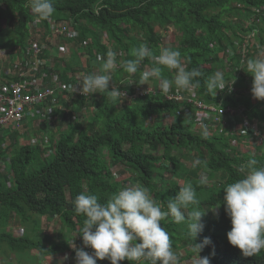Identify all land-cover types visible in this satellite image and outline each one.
Listing matches in <instances>:
<instances>
[{"label": "trees", "instance_id": "1", "mask_svg": "<svg viewBox=\"0 0 264 264\" xmlns=\"http://www.w3.org/2000/svg\"><path fill=\"white\" fill-rule=\"evenodd\" d=\"M26 4L27 0H0V20L4 22L0 24L1 49L17 47L29 56L31 37L37 36L39 26L48 27L50 20L69 23L68 43L78 39L79 43L86 41L88 45L85 50L74 46L65 58L59 57V49L44 51L41 58L47 64L41 73L28 80L34 88L65 86L66 79L74 93L83 82L75 80L77 75L84 77L98 71L97 57L106 58L109 50L117 53L119 65L121 61L134 59L131 50L142 43L155 55L168 47L181 53V63L187 70L198 69L202 74L193 80L194 84L199 81L195 88L185 90L173 85L171 92L207 104L241 108L243 115L250 122H257L264 131V100H256L248 93L253 77L246 68L241 69L243 55L237 51L245 42L240 35L243 31L251 36L253 44L247 50L249 59L264 51V23L259 33H252L256 28L243 22L253 8H264V0H54L53 16L39 22ZM33 24L37 26L32 27ZM8 25L12 26L9 32ZM172 31L177 34L176 41L165 46L162 32ZM227 47L235 50L232 57ZM154 66V59L145 58L136 74L130 75L120 67L112 73L109 90L113 83L129 99L119 96L112 100L101 93L100 101L94 94L88 98L78 96L75 101L60 98L61 106L77 114L61 111L62 115L76 120L60 133L50 148L51 155L44 141L33 140L22 145L21 139H27L24 132L9 131L7 139L0 138V249L5 245L4 253L38 251L36 264L59 259L61 254L66 260H75V249L68 240L44 246L28 234L7 231L10 223L18 222L26 227L31 222L39 226L38 217L59 218L69 234L80 233L85 217L75 213L73 203L80 193L95 194L104 204L113 193L138 185L146 187L153 200L166 210L168 200L190 182L200 200L199 210L206 212L202 217L205 227L195 242H201L204 237L212 241L199 255L208 256L210 264H264V250L245 257L229 244L227 232L231 222L222 204L224 188L246 174V170L241 171V165L255 158L258 167L264 166L262 149L256 141L250 143L238 134L242 117L227 119L228 126L221 134L205 132L198 128L201 117L197 110L168 101L158 90L159 80L150 78L147 84L132 82ZM29 68L28 63L26 69ZM217 72L222 75L225 88L214 96L207 90L205 81ZM174 74L175 70L163 68V78L172 79ZM239 74L241 79H236ZM6 80L21 81L18 77L10 80L0 71V89ZM232 80L237 82L235 92L230 95L227 90ZM149 89L153 92L134 97ZM65 95L69 97L67 92ZM91 108L96 112L86 119L79 118V113ZM49 126L46 122L42 128L48 131ZM8 141L10 144L6 145ZM241 145L245 146L242 151ZM196 161L199 163L195 164ZM118 166L131 172L128 180L118 179L113 171ZM160 223L170 236L173 251L178 254L185 251L186 258L196 257L191 251L194 241L187 237L186 223L177 224L171 217ZM97 264H110V261L97 260ZM119 264L137 262L124 260Z\"/></svg>", "mask_w": 264, "mask_h": 264}, {"label": "clouds", "instance_id": "2", "mask_svg": "<svg viewBox=\"0 0 264 264\" xmlns=\"http://www.w3.org/2000/svg\"><path fill=\"white\" fill-rule=\"evenodd\" d=\"M26 7L37 22L50 19L55 12L54 0H27ZM130 55L134 59L121 61L119 65L117 53L112 50L107 52L106 58L98 56V71L85 75L82 84L76 87L82 94L101 93L106 98L116 100L124 93L115 88L113 83L109 90L112 73L120 67L130 75L136 74L145 58L154 59L156 66L143 71L139 79L132 82L147 84L150 78H156L160 81L158 90L165 95L173 85L190 90L199 84L198 80L195 84L193 80L200 77L201 72L198 69L187 70L181 63L178 50L163 47L159 55H155L147 44L142 43L133 48ZM163 68L175 70L172 79L162 77ZM246 69L253 77V98L264 100V51L248 59ZM205 83L207 90L214 96L218 90L225 88V81L219 72L207 77ZM257 165L255 158L241 165V171L246 170V174L223 190L222 204L231 222L227 239L245 257L264 250V166ZM73 203L75 213L85 217L78 234L84 247L75 249V264H97V260L105 259L110 264H119L124 260L137 264H176L177 257L170 236L160 223L168 217L177 224L186 223L187 237L194 241L190 247L196 254L195 264H210L208 256L201 257L199 254L212 243L211 238L204 237L201 242H195L205 227L202 217L206 212L199 210L200 200L190 182L185 183L168 200L166 210L153 200L146 187L138 185L124 187L113 193L104 204L99 202L97 195L87 193L78 194ZM84 248L93 251L89 254Z\"/></svg>", "mask_w": 264, "mask_h": 264}, {"label": "rangeland", "instance_id": "3", "mask_svg": "<svg viewBox=\"0 0 264 264\" xmlns=\"http://www.w3.org/2000/svg\"><path fill=\"white\" fill-rule=\"evenodd\" d=\"M1 23L4 24V22L3 21L1 22L0 20V24ZM31 26L36 27L37 24H33ZM8 27L9 28L7 32L10 31L12 26L8 25ZM52 29H53V26L51 25H49L48 27L44 25L39 26L37 28V36H32L31 42L37 43L39 47L42 46L48 50L58 49L59 47L65 48L64 51H61V53L59 54L60 58L67 57V55L70 53V50L74 46L77 47L79 45L83 50H85L84 48H87L88 45L86 41H82L79 43V40L75 39L73 42L71 41L68 43L66 39L69 37V33H68L69 30L64 36H62V38H57L55 34L52 32ZM162 35H163L162 36L163 44L165 46L166 45L170 46V44L174 43L177 38V34L174 31H172V33L162 32ZM7 36L9 38L11 37L10 34H7ZM30 59H31V56H27L17 47L15 48L8 47L6 49L0 48V71L5 72L6 76H8L10 80H12L17 77V74L21 72H25L27 68V64L28 63L30 64ZM63 65L64 63L61 62V66ZM82 78H83L82 75H77L76 79L75 78L73 79L77 81L79 80L83 81ZM65 80L63 82L65 86L61 84L56 87V90L59 93L57 95L58 99H60V97H63L66 101L70 100V98L71 100L76 99L77 97L75 96V94H73L70 91L72 85ZM65 92L68 93L69 97L65 95ZM93 94L95 95V97H97L98 99L97 101L101 100L100 93H93ZM120 97L123 99L124 98L129 99L130 96L124 93V95L122 94L120 95ZM60 107H63V106L59 104V106L52 107V104H49V105L45 104V105L40 106L37 110L29 109L27 118L22 124L12 125L11 127L4 128L2 130H10L12 132L19 131L21 133L24 132L27 139L26 138L21 139L20 142L22 145H28L32 143L33 140H35L36 142L44 141V147L48 151V154L51 155L52 153H51L50 148L53 147L54 143L57 142L60 136V133L62 131L67 130L68 125L72 122H75L76 120L75 118L72 119L71 117L62 115L61 111L63 110H60L59 109ZM65 111L72 113V116H75V114H77L75 111H71L68 108H65ZM88 111H90V113H88ZM88 111H84L86 114L84 112H82L81 114L79 113L78 115L79 118L86 119L87 117L91 116V112L93 111L96 112L95 109L93 108H91ZM46 122L49 123L50 125L49 130L47 129L48 131L42 128V126ZM52 127H53V130H52ZM8 144H10V141H8L6 145ZM244 148L245 146L243 145L240 146L241 151ZM249 149L251 150V147H249ZM3 169L4 167L1 168L2 172H4ZM113 171L115 172L116 176H119L118 177L119 180L126 181L131 176V172L125 171L124 167H121V166L114 168ZM128 184L130 183L128 182ZM38 218H39L40 223H39V226L36 225L37 228L35 224L31 222L27 223L26 227L24 225L23 226L19 225L18 222H13L10 224L9 231L15 234H19V235L28 234L30 238L35 239V241H39V243H42L44 246L49 245L55 241L63 242V240H68L71 246L72 245L75 246V248L73 246L72 248L74 249L81 248V247L83 248L82 238L78 235L80 233L76 232V233L69 234L68 229L67 228L65 229V227L62 226V223L59 218H56V219H51L47 217L45 218L38 217ZM80 243H81V246H80ZM1 248L3 249V251L6 250L5 245L4 247H1ZM2 249H0V264H36L35 259H38L37 258V255L39 254L38 251H34L32 253L30 252L17 253V255H15V253H12V254L4 253ZM174 253L176 254V257H177L176 263L195 264L196 257L186 258L185 251H181L180 254L176 253V251H174ZM52 259H56V261H58V263L55 262V264H64L67 261L66 256L63 254L59 256L60 260L57 259V257L52 258ZM52 259H50V261L47 262L46 264H50ZM72 264H75V263H72Z\"/></svg>", "mask_w": 264, "mask_h": 264}, {"label": "built area", "instance_id": "4", "mask_svg": "<svg viewBox=\"0 0 264 264\" xmlns=\"http://www.w3.org/2000/svg\"><path fill=\"white\" fill-rule=\"evenodd\" d=\"M243 22L247 27L256 28L252 31V33H259V27L264 23V8H253L251 13H249L248 18ZM49 25L53 26L52 32L56 37L64 36L69 30V25L65 22L56 23L50 20ZM240 35L242 38H245V42H243L241 46L239 45L237 51L243 55V58L241 60V69H244L246 68L247 60L249 59L247 50L253 44L251 43L250 35L246 36L244 34V31ZM58 49L61 53V51H64L65 48L59 47ZM47 50L48 49H45L42 46L39 47L37 43L31 42V47L28 51V55L31 56L30 68L28 70L26 69L25 72L17 74V77L20 78L21 81L8 82L1 87L0 130L11 127L12 125L22 124L27 118L29 109L37 110L40 106L45 104H52V107L59 106V99L57 96L59 93L56 88L44 87L43 85L34 88L28 81L29 79L35 77V75L39 73L40 70L47 64V60L41 58L43 52ZM226 51L230 55V57L235 54V50L231 47H227ZM241 77L242 76L239 74L238 78L236 79H241ZM236 82V80H232L228 83V94L231 95L235 92ZM248 89V93L251 94V88L249 87ZM152 92V90H148L147 92H140L135 94L134 97H142ZM74 93L76 97L81 96L85 98H88L90 94H92H82L79 89L74 91ZM165 98L168 101H175L197 110L198 116L201 117L198 128L205 132L209 131L212 134H221L223 130H225V127L228 126L227 119L230 120V118L233 116L242 117L244 119L243 125L238 129V134L240 135V137L245 136V138H247V141L250 143H252V141H256L258 146L264 153V131L257 122H250L243 115V109H236L233 107L226 108L222 104H207L204 101L196 99L195 97H185L184 94L180 92L173 93L170 91L167 95H165ZM182 109H184V107ZM61 110L63 109L61 108ZM244 130H250V133ZM84 250L89 252V254H91L93 251L91 248H84ZM72 263H75V260L73 258L67 259V261L65 262V264Z\"/></svg>", "mask_w": 264, "mask_h": 264}, {"label": "crops", "instance_id": "5", "mask_svg": "<svg viewBox=\"0 0 264 264\" xmlns=\"http://www.w3.org/2000/svg\"><path fill=\"white\" fill-rule=\"evenodd\" d=\"M50 53V52H49ZM50 55H51V53H50ZM5 83H8V80L7 81H5V82H3V84H5ZM73 93V92H72ZM73 94H75V93H73ZM60 98H62V97H60ZM0 108H1V106H0ZM61 108L63 109V110H65V108H63V107H60L59 109L61 110ZM10 130H0V138H5V139H7L8 138V132H9ZM11 223H13V222H11ZM10 223V224H11ZM9 227H10V225H9ZM9 227H8V229H7V231H9ZM1 232V231H0ZM16 235H19V234H16ZM55 262H56V259H53V260H51V262H50V264H52V263H54L55 264Z\"/></svg>", "mask_w": 264, "mask_h": 264}]
</instances>
